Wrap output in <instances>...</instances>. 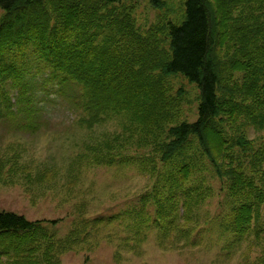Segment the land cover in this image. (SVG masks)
<instances>
[{
    "label": "trees",
    "instance_id": "1",
    "mask_svg": "<svg viewBox=\"0 0 264 264\" xmlns=\"http://www.w3.org/2000/svg\"><path fill=\"white\" fill-rule=\"evenodd\" d=\"M130 1L135 0H0V124L32 134L44 128L45 104L37 101L31 80L47 75L49 96L71 90L68 102L87 116L82 126L92 130L104 117L117 116L126 129L119 141L132 142L136 134L148 141L136 143L152 147L167 167L162 189L167 187L168 197L160 189L154 197L160 229L190 236V229H178V204L183 200L189 228L195 210L213 193L203 181L191 185L207 163L222 181L230 229L244 238L264 205L263 187L246 173L249 164L260 174L264 147L256 149L239 130L250 124L264 128V0H187L181 24L146 33L121 8ZM149 1L155 9L165 6L163 0ZM109 27L113 36L100 45ZM113 42L114 48L106 46ZM178 75L199 89L194 123L178 122L185 91L174 93L170 81ZM20 146L0 153V186L19 177L28 186L51 182L55 174L49 169L33 175ZM87 149L92 155L78 159L89 158V165L116 162L100 143ZM100 222L82 220L58 239L46 227L57 221H30L0 210V264H62V256L76 250L82 236L88 240L89 229Z\"/></svg>",
    "mask_w": 264,
    "mask_h": 264
},
{
    "label": "rangeland",
    "instance_id": "2",
    "mask_svg": "<svg viewBox=\"0 0 264 264\" xmlns=\"http://www.w3.org/2000/svg\"><path fill=\"white\" fill-rule=\"evenodd\" d=\"M163 1V9H155L149 0L126 2L121 8L129 10L141 33L169 22L181 24L187 0ZM113 32L111 27L107 28L99 44L102 45L105 38H112ZM163 38L168 47L169 40L165 35ZM116 44L106 46L114 48ZM37 67L32 64V71L37 72ZM46 76L36 74L31 78L33 93L39 94L37 101L45 104L44 128L32 134L17 130L9 122L0 124V153L11 144H21L22 162L33 175L49 169L55 174L54 179L48 184L28 186L19 177L0 186V210L25 216L30 221H57L46 227L58 239H65L76 226L80 228L82 220L92 223L100 220L97 227L89 229L88 240L82 236L78 248L62 256V264H264V205L250 232L239 238L230 229V205L222 190V181L206 163L208 169L196 173L191 185L203 181L213 193L195 210L189 228L184 226L183 200L178 204V229L184 232L190 229V236L178 230L165 233L156 223L154 197L159 189L161 196L168 197L167 187L162 189L167 167L159 157L153 156L152 147L147 149L145 144L136 143L148 141H138L139 134L132 142L119 141L118 135L124 134L126 129L122 118L117 116L104 117L105 121L92 130L82 126L81 119L87 116L68 102L71 90L64 97L52 90L49 96ZM170 81L174 93L180 89L185 91L178 122H196L199 89L182 75ZM131 84L134 83H122L124 87ZM239 130L256 149L264 147V128L250 124ZM99 143L105 153L115 156L114 164L89 165V158L78 159L87 153L90 157L92 153L88 152L87 145ZM249 167L248 164L246 173L264 189V164L259 175L252 173Z\"/></svg>",
    "mask_w": 264,
    "mask_h": 264
}]
</instances>
